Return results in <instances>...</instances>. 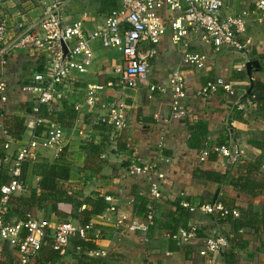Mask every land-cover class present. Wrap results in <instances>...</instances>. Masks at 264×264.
I'll use <instances>...</instances> for the list:
<instances>
[{
	"label": "crops",
	"instance_id": "1",
	"mask_svg": "<svg viewBox=\"0 0 264 264\" xmlns=\"http://www.w3.org/2000/svg\"><path fill=\"white\" fill-rule=\"evenodd\" d=\"M55 1L65 2V24L83 20L90 31L102 27L122 5V0H8L0 7V25H9L10 37L19 30L28 31L40 22L47 7ZM224 1V16L246 15L245 51L200 44V36L191 34L192 50L207 57L206 66L200 69L183 62L184 49L173 43L170 31L157 47L158 55L147 78L140 80L136 89L122 92L119 88L107 87L101 95L103 106L117 98L126 102L129 129L119 134L112 130V144L104 147V165L99 174L90 170L82 149L88 143L104 144L105 134L97 126L101 123V113L106 111L102 105L77 111L74 105L83 100V90L88 84H117L126 63L120 51L106 49L98 41L92 44L94 60L88 75L76 81L77 89L67 88L64 102L58 101V107L50 115L51 121L64 129L63 142L55 148L38 151L35 159H28L24 165L26 192L16 197H30L34 190L38 193L54 190L57 181L43 176L41 166L53 164L66 153L71 167L70 180L59 186L70 195L80 200L112 196L122 216L140 223L147 222L136 210L140 198L155 204L157 220L147 238L142 232L126 228L115 233L116 215L107 210L92 220L106 230L98 242L99 249L108 255L104 264H264V109L248 98L255 81L264 83V24L259 23L254 14L253 0ZM42 60L45 61L30 48L19 51L9 65L2 68L9 86V99L4 103L0 95V110L10 112L7 117L0 116L3 128L7 122V127L16 131V118L35 116L21 114L18 110L25 107L33 111L37 106L35 97L26 94L23 87L41 68ZM250 63H257L251 67V75ZM175 70L181 71L186 82L184 104L188 115L183 120H171L173 92L169 78ZM219 78L231 83L239 96L231 97L224 92L208 97L199 95L208 82ZM153 87L156 90L153 91ZM41 118L49 120L42 115ZM198 126L205 128L200 149L190 145L193 129ZM31 139L32 131L28 130L20 141L12 143L9 152L4 153L6 168L12 165L19 148ZM4 141L0 128V146ZM220 146L227 147L233 155L236 150L244 151L243 159L235 162L233 158L211 154L216 158L209 156L201 161L203 150ZM135 164L154 166L155 170L149 175L132 174L130 169ZM212 173L227 175L226 180L209 179ZM160 174L165 175L162 181L158 178ZM239 178L248 181L245 190L234 186ZM153 181L161 184L162 198L157 202L150 195ZM182 203L190 204L191 208H183ZM214 203H225L239 211L240 217H220L201 210L202 206ZM72 209L71 205L60 203L35 215L41 218L45 215L53 225V221L64 223L61 221L66 217L72 219ZM240 220L243 226L238 227ZM71 222L78 224L75 220ZM181 227H197L198 237L181 245L167 237L168 232ZM208 236L226 238L227 249L234 248L228 260L222 254L202 255ZM14 252L0 242V264L18 263ZM81 255L70 246L64 264H78Z\"/></svg>",
	"mask_w": 264,
	"mask_h": 264
},
{
	"label": "built area",
	"instance_id": "2",
	"mask_svg": "<svg viewBox=\"0 0 264 264\" xmlns=\"http://www.w3.org/2000/svg\"><path fill=\"white\" fill-rule=\"evenodd\" d=\"M7 1L0 0V7ZM253 1L254 14L258 17L259 23L264 24V0ZM225 6L224 0H122L121 7L111 13L102 27L90 31L86 29L83 20L65 24V2L55 1L47 7L40 22L28 31L19 30L10 37L9 25L7 23L0 25V95L4 103L9 99V86L2 68L9 65L10 58L21 50L31 48L38 56L46 59L42 71L36 72L28 85L23 87L26 94L35 97L37 105L34 109L37 115L29 117L25 122L28 130L32 131V139L19 148L18 154L13 157L12 165L8 168L4 153L9 152L14 140L0 122L5 139L0 146V173L8 170L9 176L5 183H2L0 178V242L8 243L14 248L18 264H30L39 255L48 231L52 232L55 248L62 254H66L71 239L76 235L85 240L93 238L99 241L106 233L104 227L97 226L93 221L84 227L71 221L52 227L49 220H38L33 216H28L25 220L7 221L10 200L26 192L23 175L25 163L30 158L35 159L38 151L55 148L64 139L63 127L55 121L41 118L38 114L39 106L64 100L67 88L75 89L76 81L88 75L94 60L92 44L96 41L106 49L120 51L124 56L126 68L120 71L121 76L117 84H88L83 90L85 92L83 100L75 105L77 111L83 107L95 109L97 105H102L101 95L107 87H116L122 92L135 89L140 80L147 78L151 65L158 55L157 47L170 31L173 32V43L184 49L183 62L200 69L206 66L207 57L192 50L194 41L190 38L191 34L200 36V44H211L217 49L226 47L245 51L247 44L243 38L247 36L248 31L246 15L224 16ZM62 42L67 46V55L64 54ZM169 86L173 92L171 120H183L188 112L184 104L187 97L186 82L181 71L175 70L170 74ZM152 90H156V87ZM221 92L231 97L239 96L233 85L222 78L208 82L199 95L208 97ZM102 107L106 112L101 113V122L107 123L115 134L129 129L128 106L124 100L117 98ZM211 154L241 162L245 153L236 150L233 155L225 146L214 147L201 152V161H206ZM154 170V166L139 164L133 165L130 169L132 174L139 175L153 174ZM158 178L162 181L165 175L160 174ZM160 186V183L154 181L151 184L150 195L155 202L162 198ZM105 199L109 206L107 211L116 215L113 226L115 233L126 228L132 232H142L146 238L148 237L157 220L156 206L153 202L148 205L150 214L145 217L147 222L139 223L129 222L128 217L122 216V211L114 204L112 196ZM182 206L185 209L191 208L188 203H182ZM201 210L209 215L222 217L231 215L236 219L240 217L239 211L230 210L220 203L202 206ZM198 235L197 227H181L167 233L170 240L180 245L195 240ZM227 246L229 243L226 238L208 236L204 242L202 255H221ZM89 256L100 259L108 257L107 252L100 249L90 252Z\"/></svg>",
	"mask_w": 264,
	"mask_h": 264
},
{
	"label": "trees",
	"instance_id": "3",
	"mask_svg": "<svg viewBox=\"0 0 264 264\" xmlns=\"http://www.w3.org/2000/svg\"><path fill=\"white\" fill-rule=\"evenodd\" d=\"M45 59V57H42ZM12 58H10L11 61ZM46 60V59H45ZM41 68L38 71H42L44 66V60H42ZM248 98L254 100L256 106L258 108L264 109V83L261 81H255L252 85V87L249 90V96ZM60 102H64L61 100ZM75 106V105H74ZM58 107L57 102H53L50 105H40L39 115L43 116L46 119L53 120L50 115L54 113L55 108ZM21 112V114H28V115H37L36 112L31 111L25 107L20 108L18 110ZM10 112H8L6 109L0 110V116L7 115ZM18 114V113H17ZM20 115V114H19ZM21 116V115H20ZM23 119L20 117L16 118L18 128L15 131H11L7 127L6 122V130L10 134V136L13 138L14 141H20L22 139V136L24 133L28 132V128L25 126L26 118L25 116H22ZM97 129L103 134L104 136V144L103 145H97L95 143H88L85 147H83V151L86 154V157L88 158V167L90 163V170H93L95 174H99L104 162L102 160V155L105 152V148H108L111 143V134H112V128L107 124L101 122ZM205 131L204 127H196L193 129L192 139L190 141V145L196 149H200V143H202L203 135L202 132ZM123 148L120 146L119 150H122ZM213 156V155H212ZM210 155V157H212ZM216 158L214 155L213 158ZM5 158V157H4ZM96 165L97 167L93 166ZM42 169V175L45 177L52 178L57 181V186L54 190H44L42 193H38L36 190L33 191L32 195L30 197L27 196H21V197H12L9 203V211L7 215V221L13 222L14 219L19 218V220H25L28 216H35L34 214L38 211H44L46 212L47 209L52 206L56 207L60 203H67L72 206V212L71 217L73 220L77 221L78 224L82 227L89 225L92 220L96 217L102 216L106 210L108 209V203L106 202V199L102 196L98 197L97 199L93 198H87L85 200H80L77 197L70 195L68 191L63 187L59 186L62 182H68L70 180V162L68 161V156L66 153L61 154L60 157L51 165H43L41 166ZM8 170L2 171L0 173V178L2 183H5L8 181L9 176ZM211 176L209 179L216 180L218 182H223L226 180L227 175H220L218 173H212L209 174ZM247 182L245 179L239 178L235 182L234 186L238 190H245L247 187ZM0 199H1V192H0ZM149 201L145 199L140 198V206L137 207V211L147 217L150 214V211L148 209ZM227 207L230 210H233L232 208L228 207L225 203H220ZM86 206L87 208L82 210V208ZM220 217H222L220 215ZM233 216H227L226 218H232ZM18 221V220H15ZM243 226V222L240 220L238 222V227ZM98 242L93 238H89L87 240L82 239L79 235L74 236L71 241L70 245L67 247L66 254H62L60 250H57L55 248L54 244V238L51 231H48V236L46 240L44 241V245L42 246V249L39 252V255L35 257L30 264H64V258L68 255L69 247H73L75 253L82 254L78 264H104L105 260L100 258H91L89 257V253L96 251L99 249ZM3 243V242H2ZM7 244L10 248L14 250L13 247H11L8 243ZM234 248L232 249H225L222 252V255L228 260V257H230V254H233ZM15 253V252H14ZM17 257V255H16ZM107 259V258H105ZM18 264V263H16Z\"/></svg>",
	"mask_w": 264,
	"mask_h": 264
},
{
	"label": "rangeland",
	"instance_id": "4",
	"mask_svg": "<svg viewBox=\"0 0 264 264\" xmlns=\"http://www.w3.org/2000/svg\"><path fill=\"white\" fill-rule=\"evenodd\" d=\"M135 89H136V88H135ZM131 90H134V89H131ZM82 209H84V208H82ZM34 215H35V214H34ZM33 217H35V218L38 219V220H39V219H46V220H48L47 218H45V215L43 216V218H41L40 215H38V214L35 215V216H33ZM46 217H47V216H46ZM97 218H98V217H97ZM69 220L74 221L73 219H71V218H67V217H66V218H65L63 221H61V222L66 223V221H69ZM128 221H129V222H132V221H135V220H130V219L128 218ZM136 222H137V221H136ZM52 223H53V225L50 223V224L52 225V227H56V226H58L59 224H62V223H60V221H53ZM139 223H140V222H139Z\"/></svg>",
	"mask_w": 264,
	"mask_h": 264
},
{
	"label": "water",
	"instance_id": "5",
	"mask_svg": "<svg viewBox=\"0 0 264 264\" xmlns=\"http://www.w3.org/2000/svg\"><path fill=\"white\" fill-rule=\"evenodd\" d=\"M62 48L64 50V54L67 55L68 53V49H67V46L64 42H62ZM252 66H257V63H250L249 66H248V71H249V75H251V67Z\"/></svg>",
	"mask_w": 264,
	"mask_h": 264
}]
</instances>
